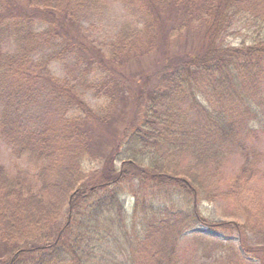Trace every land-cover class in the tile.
<instances>
[{
    "label": "trees",
    "instance_id": "obj_1",
    "mask_svg": "<svg viewBox=\"0 0 264 264\" xmlns=\"http://www.w3.org/2000/svg\"><path fill=\"white\" fill-rule=\"evenodd\" d=\"M117 1L124 21L93 46L80 21L102 0H0V136L23 158L12 176L0 167V242L14 251L0 264H248L229 240L192 236L198 225L240 232L264 264L240 224L199 209L224 203L244 229L264 224L251 217L264 211V0ZM67 61L88 71L52 72ZM128 109L144 120L102 161L94 137Z\"/></svg>",
    "mask_w": 264,
    "mask_h": 264
},
{
    "label": "rangeland",
    "instance_id": "obj_2",
    "mask_svg": "<svg viewBox=\"0 0 264 264\" xmlns=\"http://www.w3.org/2000/svg\"><path fill=\"white\" fill-rule=\"evenodd\" d=\"M102 1L105 3V8L101 11V14L97 16H91L80 21L79 32L82 33V37H84L87 44H92L93 46L99 44L101 45L107 44L111 40V38L115 35V33L118 31L121 23L125 19L124 7L117 0H102ZM236 29L238 28L236 27ZM246 31H247L246 29H243L242 30L243 33L241 31H239V33L236 34L229 33L230 37L227 42L232 45H238L241 42V38L246 37L247 35L253 33V30L250 33ZM193 45L195 46L196 42H193ZM72 63H73L72 61L55 63L52 65V72L55 75L57 74L59 76H68L69 78L74 77L77 73V76L74 79H72L75 80L76 78L79 77V75L82 72L86 73V71H88V69L84 66V64L76 65ZM146 63L147 60L143 59L142 64H146ZM135 65L137 66V62ZM89 99H90L89 101L92 104H96L95 99L92 96H89ZM132 110H136V109H128L126 115L122 119V123L112 126L111 129L115 131V134L110 133V137L105 135L107 137V140L103 137H99L95 135L94 143L96 145L94 146L95 148L98 146L97 152L98 154H100L102 161L105 157L107 158L114 155L113 153L115 149H117L116 146L118 145L119 138L121 134L125 132V128L127 126L131 125L132 123H136L138 121L139 123H141L144 120V114L138 111L135 114L130 113ZM116 134L118 135V141L116 139ZM255 144L262 152H264V133L261 134L260 138L256 140ZM11 150H12L11 147H9V145L0 136V167L2 166L7 167L10 170L9 172L10 176L14 175L16 171L13 161L16 157L12 155ZM21 159H17V161H21ZM115 164L117 165V161H115ZM118 164L119 166H121L120 162ZM261 166L264 167V157L262 159ZM94 167L95 166L90 165L88 169L90 168L93 169ZM257 186L264 188V180L259 182ZM145 192L146 191H144V194ZM3 203L5 202L3 201ZM134 206H135V200L133 198L128 197L127 207L130 213H133ZM199 209L202 215L204 216L206 215L209 216L210 213L211 217H214L217 220L236 221L238 224H240L242 228V231L244 233L243 237L245 238L246 243L249 244V246L253 249L264 250V244H263L264 242L262 240V238H264V224L261 221V219L257 220L251 218L250 220L253 219L252 222L254 223V225L253 228L249 230L243 228L245 219L240 216H236V217L230 216L229 210L227 209L224 203L221 204H218L216 202L207 203L204 201L199 205ZM259 214H264V211L263 210L259 211L257 214L254 213L253 215H251V217L261 218L257 216ZM61 222L63 223L64 219H62ZM61 225H62L61 223L55 224L54 230L58 229ZM211 232L215 233V235H217L218 238H224L225 240H229V242L233 243L236 246V248L239 250L240 255L242 257H244L245 255V258L243 259L248 264L258 263V260H255L252 254L248 252L246 253L244 252L241 242L242 234L240 232H236V235H232V234L228 235L223 231L213 230L212 228L205 225H198L190 230L192 236L198 233L209 235ZM46 242H48V240L45 241H42L41 239L37 240V244L39 245H41V243H46ZM187 245L189 246V249L186 250V254L188 256H191L195 252L196 245L193 243V241L189 240L188 242H184L182 244V248L185 249ZM20 246L21 245L17 244L16 248L18 249ZM0 252H5V254H9L7 257L6 256L4 257L5 259H9L14 255L12 245L4 242H0ZM0 256H2V254H0ZM199 264H216V263L210 259H207L204 261H200Z\"/></svg>",
    "mask_w": 264,
    "mask_h": 264
}]
</instances>
